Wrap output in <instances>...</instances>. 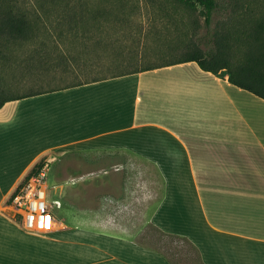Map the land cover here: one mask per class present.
I'll list each match as a JSON object with an SVG mask.
<instances>
[{
	"label": "crops",
	"instance_id": "0c3cea01",
	"mask_svg": "<svg viewBox=\"0 0 264 264\" xmlns=\"http://www.w3.org/2000/svg\"><path fill=\"white\" fill-rule=\"evenodd\" d=\"M108 150L155 165L163 195L149 220L188 238L204 264H264V99L196 62L0 109V264H171L106 211L81 210L76 229L58 220L48 234L14 219L11 196L43 157Z\"/></svg>",
	"mask_w": 264,
	"mask_h": 264
},
{
	"label": "trees",
	"instance_id": "16d2710c",
	"mask_svg": "<svg viewBox=\"0 0 264 264\" xmlns=\"http://www.w3.org/2000/svg\"><path fill=\"white\" fill-rule=\"evenodd\" d=\"M224 2L226 3L220 0H0V60L7 62L18 45L40 42L34 55L48 53L46 67L50 75L73 77V82L63 88L30 91L21 95L7 94L1 87L0 109L10 101L188 62H196L204 71L217 76L227 73L231 84L264 99V0ZM175 3L188 10L199 9L209 30L215 13L232 9L233 16L229 24L221 25L214 32L211 47L203 49L195 42L188 45L187 50L178 58L175 55L178 45L158 42L152 47L147 42L141 43L135 29L127 33L129 28L139 24L135 16L139 12L141 14L143 5L165 12L167 4ZM164 14L167 15L166 12ZM111 31L115 34L123 32L122 36L130 34L132 42L124 46L122 51L106 56L97 54L98 57H93L95 60L85 61L86 54L95 55L100 47L105 53L109 52V40L113 37H110ZM141 45L144 50H139ZM74 52L81 55H72ZM155 58L160 61L154 60ZM43 62L45 63L44 60ZM119 62L127 66L126 69L119 70ZM105 64H108L109 69H118V73L110 77L93 74L97 71L96 67H103ZM39 162L25 179L39 169ZM174 237L191 243L186 237ZM191 244L201 258L198 248Z\"/></svg>",
	"mask_w": 264,
	"mask_h": 264
},
{
	"label": "rangeland",
	"instance_id": "374dc122",
	"mask_svg": "<svg viewBox=\"0 0 264 264\" xmlns=\"http://www.w3.org/2000/svg\"><path fill=\"white\" fill-rule=\"evenodd\" d=\"M220 1L226 3L225 0ZM142 7L141 14L139 15V12L137 17L135 16L139 24L129 28L127 33L135 29L141 43L147 42L152 47L159 44L158 42L178 45L175 52L177 58L187 50L188 45L195 42L203 49L211 47L214 32L221 25L229 24L233 16L232 9L215 13L209 30L199 9L188 10L177 3L167 4L166 15L160 9L145 5ZM156 14L159 15L155 16ZM119 32H110V37H113L110 42L107 41L110 44L108 53L100 47L95 55L86 54L85 61L87 59L91 62L95 60L93 57H98L97 54L106 56L122 51L124 46H128L132 42L130 34L122 36L123 32ZM40 45V42L18 45L7 62L0 60V88H4L7 94L21 95L30 91L59 89L73 82L72 75H50L46 67L48 53H42V56L34 55ZM140 49L144 50L142 45ZM75 54L81 55L78 52L72 55ZM122 62H119V70L127 67ZM107 65L96 67L97 71L93 74L110 77L118 73V69H109ZM43 166L47 173V201L52 203L59 200L61 203L60 208L54 204V212L60 223L63 220L69 228L76 229L79 226L81 210H90L88 213L91 215H94V210H98L100 214L106 211V215L109 214L127 224V233L132 239L160 252L171 264H204L190 242L164 233L149 220L163 195V182L153 163L124 150H108L46 155L40 160L38 168ZM116 166L122 168L118 172L120 174L114 172ZM84 172L87 176L83 175ZM141 186H145L150 192V196L145 200L142 199V191L137 190ZM119 198L124 199L125 207H120V201L117 202ZM131 198L134 199L133 203ZM13 217L24 227L21 217H15L14 211Z\"/></svg>",
	"mask_w": 264,
	"mask_h": 264
},
{
	"label": "built area",
	"instance_id": "2783aa9c",
	"mask_svg": "<svg viewBox=\"0 0 264 264\" xmlns=\"http://www.w3.org/2000/svg\"><path fill=\"white\" fill-rule=\"evenodd\" d=\"M47 187V173L43 166L23 180L11 196L9 205L15 217L20 216L29 231L51 233L58 223L54 204L60 208L61 203L59 200L47 201Z\"/></svg>",
	"mask_w": 264,
	"mask_h": 264
},
{
	"label": "snow or ice",
	"instance_id": "6c2138e0",
	"mask_svg": "<svg viewBox=\"0 0 264 264\" xmlns=\"http://www.w3.org/2000/svg\"><path fill=\"white\" fill-rule=\"evenodd\" d=\"M43 226V225H42ZM51 225H50V223H49V227H50Z\"/></svg>",
	"mask_w": 264,
	"mask_h": 264
},
{
	"label": "bare ground",
	"instance_id": "6f19581e",
	"mask_svg": "<svg viewBox=\"0 0 264 264\" xmlns=\"http://www.w3.org/2000/svg\"><path fill=\"white\" fill-rule=\"evenodd\" d=\"M59 227H61V225L59 224Z\"/></svg>",
	"mask_w": 264,
	"mask_h": 264
}]
</instances>
